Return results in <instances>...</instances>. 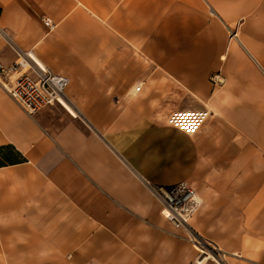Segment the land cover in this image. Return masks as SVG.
Returning a JSON list of instances; mask_svg holds the SVG:
<instances>
[{
	"label": "crops",
	"instance_id": "0c3cea01",
	"mask_svg": "<svg viewBox=\"0 0 264 264\" xmlns=\"http://www.w3.org/2000/svg\"><path fill=\"white\" fill-rule=\"evenodd\" d=\"M18 51L76 115L0 83V264H264V0H0V64ZM180 181L190 228L152 191Z\"/></svg>",
	"mask_w": 264,
	"mask_h": 264
},
{
	"label": "built area",
	"instance_id": "2783aa9c",
	"mask_svg": "<svg viewBox=\"0 0 264 264\" xmlns=\"http://www.w3.org/2000/svg\"><path fill=\"white\" fill-rule=\"evenodd\" d=\"M45 23L49 26L53 24L50 18H46ZM18 54L20 60L12 65L0 64V83L11 97L30 113L47 106L65 107L64 102H70L66 93L70 78L43 66L28 51H18ZM11 72L17 73V76L8 85L2 79ZM137 89H140V86ZM171 122L193 131L200 126L202 116L175 113L171 117ZM152 191L164 206L166 217L174 227L190 228V221L201 200L188 182L180 181L171 186L152 185Z\"/></svg>",
	"mask_w": 264,
	"mask_h": 264
},
{
	"label": "rangeland",
	"instance_id": "374dc122",
	"mask_svg": "<svg viewBox=\"0 0 264 264\" xmlns=\"http://www.w3.org/2000/svg\"><path fill=\"white\" fill-rule=\"evenodd\" d=\"M231 34H233L232 31H231ZM230 36H234V35H230ZM240 36L241 37H248V35H240ZM196 241L198 242V244L204 245V249L208 252L210 260H214L216 258L217 254L215 253V250L212 248V246L210 244L204 243L198 237H196Z\"/></svg>",
	"mask_w": 264,
	"mask_h": 264
},
{
	"label": "bare ground",
	"instance_id": "6f19581e",
	"mask_svg": "<svg viewBox=\"0 0 264 264\" xmlns=\"http://www.w3.org/2000/svg\"><path fill=\"white\" fill-rule=\"evenodd\" d=\"M31 55H32V53H31ZM33 56V55H32ZM34 57V56H33ZM35 58V57H34ZM64 104H65V107L64 108H66L68 111H70L72 114H75L76 115V112H75V110H74V108L72 107V105H71V103L69 102H64ZM199 245V244H198ZM201 250H202V253H205V250L204 249H202L201 248ZM199 263L200 264H202V261L200 260L199 261Z\"/></svg>",
	"mask_w": 264,
	"mask_h": 264
}]
</instances>
